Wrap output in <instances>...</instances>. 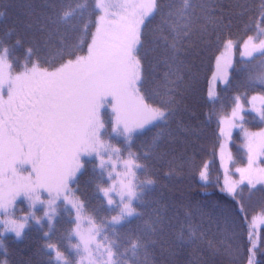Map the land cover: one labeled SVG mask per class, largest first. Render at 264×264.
<instances>
[{
	"label": "snow or ice",
	"instance_id": "snow-or-ice-1",
	"mask_svg": "<svg viewBox=\"0 0 264 264\" xmlns=\"http://www.w3.org/2000/svg\"><path fill=\"white\" fill-rule=\"evenodd\" d=\"M215 3L216 0H179L177 6V0H172L164 13L161 12L163 6L159 0H139L138 3L136 0H95V7L101 14L95 21V32L91 33L85 54H79L82 51L79 45H68L61 40V48L55 56L36 55L35 61L29 66L28 57L34 55L33 49L29 48L22 70L15 73L8 59L9 49H3L0 54V213L6 218L0 220V224H3L0 236L14 232L19 237L28 225L29 217L41 227L42 219L47 217L51 227L53 215L48 211L44 217L29 212L18 219H12V209L21 198L33 208L37 204H46L53 214V205L61 199L72 204L73 208L78 207L68 198L71 193L70 183L83 167L82 158L93 155L99 160V168L107 171L108 178L112 180L111 187L99 189L108 198L110 207L115 205L119 208L118 214L112 216L111 223L120 224L127 218L140 215L134 207V201L140 200L146 186L154 184V181L148 179L136 182L138 172L146 171L147 165L139 163L140 158L130 148L129 158L121 162L123 179L120 178L121 173L116 171L115 164L111 170L108 169L110 158L106 160L104 153L111 150L119 156L121 149H113L103 139L105 122L102 110L110 108L111 132L125 137L127 142L131 141L134 133L146 127L159 126L161 123L167 125L176 114L177 106L182 103L176 96L180 89L168 87L159 103L153 101L144 90L140 55L143 27L153 14L161 12V24L166 26L169 33L165 35L164 27H160V38L166 44L165 63L170 71L174 69L182 73V70L189 67L185 57L197 46V40L208 43V37L233 23L232 19L224 22L223 9H219V15L216 14L218 9L213 7ZM84 7V4H78L76 8L65 11L60 19L66 20ZM113 8L119 11H108ZM241 8L242 11L237 13L239 16L251 12L248 7L241 5ZM48 19L53 26L59 23L51 17ZM210 27L212 31H209ZM245 27L253 30L255 35H249L243 42L244 51L241 55L253 59V54L258 53L261 71L257 75H249L244 86H255L258 83L264 88V0H260L256 12L249 15ZM53 30L57 29L49 30L46 45ZM232 45L231 39L225 42L226 49ZM35 51L39 53V48ZM227 66L231 67V63ZM164 75L167 79L170 72ZM183 79V75L178 74L170 83L175 85ZM221 79L229 83L226 72ZM180 94L183 95L182 92ZM155 95L160 96L158 92ZM213 99L209 93V100ZM256 99V96L252 97L253 101ZM259 99L264 101V95ZM236 100L228 122L230 127L239 128L245 134L248 166L237 169L240 181L232 186L226 185L222 191L226 190L236 201L235 207L224 210L225 219L228 220L234 214L243 223L246 216L242 214L246 210L242 193L237 192V187L245 180L251 189H255L257 184L264 185V167H254L257 159L264 157V131H247L242 123L246 117L241 115L247 109L239 103V96ZM252 111H256L259 120L264 122V107L256 109L253 106ZM224 122L220 121L221 124ZM165 132L166 129L162 128L153 143L160 140ZM167 134L171 136L170 132ZM221 134H224L223 127ZM200 176L208 180L204 171ZM260 190L264 191V187ZM110 192L115 193L118 201L109 196ZM42 193L47 194V199H42ZM237 197L240 199L237 200ZM75 223L76 228L69 239L71 235L78 237L79 242L73 247L81 257V264L85 259L88 264H139L140 252L145 253L146 260L148 245L155 243L151 239L137 238L124 251H119L120 245L116 240L108 241L105 236L107 243L96 241L100 229L89 231L86 236L80 231L79 216ZM150 231L154 233L156 230L151 228ZM195 236V229L189 226L187 237L181 231L177 239L191 241ZM208 243L213 246V241L209 240ZM46 247L55 252L57 261L70 264L56 245L49 243Z\"/></svg>",
	"mask_w": 264,
	"mask_h": 264
},
{
	"label": "trees",
	"instance_id": "trees-1",
	"mask_svg": "<svg viewBox=\"0 0 264 264\" xmlns=\"http://www.w3.org/2000/svg\"><path fill=\"white\" fill-rule=\"evenodd\" d=\"M159 2L163 6L161 12L166 13L172 0ZM259 2L216 0L213 4L218 9L216 14L219 15V9H223L224 22L232 19L233 23L208 37V43L197 40V46L185 57L189 67L182 73L174 69L170 71L165 63L166 44L160 38V27H164L165 35L169 33L161 24V12L153 14L143 27L140 55L144 90L159 103L168 87H176L180 89L177 99L182 100L167 125L161 123L135 134L129 145L121 142L124 153H128L130 148L140 158L139 163L147 165L146 171L138 172V182L151 179L154 184L146 186L140 200L135 202L140 215L114 228L107 225L116 211L110 208L99 190L106 188L109 180L97 160H85L72 186L84 212L99 227L105 228L103 236L106 233L109 241H117L119 251H124L137 238L155 241L148 245L146 260L145 253L140 252L139 264H249V261L251 264H264V220H255L264 214V191L261 188L250 189L249 186L238 189L246 210L242 214L246 216L242 223L234 214L225 219L224 210L235 207L236 201L226 190L222 191L225 188L220 180L221 173L217 183H205L200 179L202 169L212 159L213 163L208 164L210 177L215 170L217 150L222 145L223 135L231 128L228 118L237 103L236 97L246 103L253 96L264 94V88L258 83L244 86L249 75H257L261 71L259 55L253 59L244 58L239 48V43L254 33L245 24L249 15L258 9ZM78 4L85 7L66 20L60 19L65 11L76 8ZM241 5L250 8L251 12L237 15L242 11ZM99 14L95 0H0V47L9 49V60L16 71L22 70L29 48L34 51V55L28 57L31 65L36 55L55 56L61 48V40L68 45H79L82 49L79 54H85ZM49 17L59 21L58 25L53 26ZM53 28L57 30L52 31L46 45L48 32ZM209 31H212L211 27ZM229 39L238 44L233 68L227 74L229 83L220 84L218 97L210 101L208 90L215 61ZM37 48L39 53L35 51ZM166 72H170L167 79ZM178 74L183 75V81L172 85L170 81L175 80ZM157 92L159 97L155 95ZM241 115L246 117L242 122L246 127L262 126V122L257 123L256 111L242 112ZM221 120L225 121L224 124L220 123ZM222 127L224 134H221ZM162 128L166 132L154 144L153 139ZM247 162L248 155L241 167L245 168ZM189 226L195 229L196 236L191 241H179L178 234L183 231L187 237ZM258 226L256 235L253 229ZM73 227L72 214L61 212L49 236H45L40 227L27 229L21 240L8 236L4 251L0 250V261L5 258L8 264H58L46 247L51 243L64 253L70 264H74L71 247L75 239L72 235L69 239ZM151 228L156 231L152 233ZM209 240L213 241V246L209 245Z\"/></svg>",
	"mask_w": 264,
	"mask_h": 264
},
{
	"label": "rangeland",
	"instance_id": "rangeland-1",
	"mask_svg": "<svg viewBox=\"0 0 264 264\" xmlns=\"http://www.w3.org/2000/svg\"><path fill=\"white\" fill-rule=\"evenodd\" d=\"M136 2L138 3L139 0H136ZM108 11H119V9L113 8V9H109ZM100 14H101V12H100ZM252 35L254 36L255 32ZM243 42L239 43V48L241 49L240 53H242V51H244ZM237 47H238L237 42L233 41V45L231 47L227 48V49L224 47L223 51L217 57V59L219 58V64L217 63V59L215 61L214 72L212 74V78L210 80V85H209V90H208V97H209V93H211L213 98H214L213 100H215L218 97L219 91H220L219 90L220 86L226 84L224 82V80L221 79V76L225 72L227 74H229L231 69L233 68ZM3 49L4 48L0 47V54L3 53ZM257 55H259V54L258 53H254L253 57L257 56ZM242 57H244V56H242ZM244 58H247V57H244ZM8 59H9V55H8ZM9 62H10V60H9ZM229 62L231 63V67L227 66L229 64ZM29 66H31V65H29ZM19 71H21V70H19ZM19 71L14 70L15 73H18ZM262 95H264V94L257 95L256 96L257 99L255 101L250 99L246 103L245 102L243 103L241 101V99H240L239 103L241 105H243L245 109H247V111H245L243 113L252 112L253 106H255L256 109H260V108L264 107V101L259 99V97L262 96ZM257 118H258L257 119V123L260 124L261 121L259 120L258 116H257ZM102 119L105 122V129L103 130V134H102L103 135V139L107 143H109L112 146L113 149L114 148H120L121 149V153L119 154V156L117 155L116 152L111 151V150L109 152L104 153V157H105L106 160H109V158H110V163L108 165V169L111 170L112 169V165L115 164L116 171L121 173L120 178L123 179L124 178L123 177V168H122V163L121 162H122L123 159H128L129 157H128V153H124L123 152V146L121 145V142L123 141L124 144L129 145L135 134L143 132L147 128L151 127V126L146 127V128H144L143 130H141V131H139L137 133H134L131 141L127 142L125 140V137L118 136L116 133L111 132L112 113H111L110 108L102 110ZM244 127L247 129V131L249 133H260V132L264 131V122H262V126L257 127V128H248L245 125H244ZM223 136L224 137L222 139V145L220 146L219 150H217V156L215 157V159H216L215 166L216 167H215L214 172L212 173V176L211 177L209 176L210 175V173H209L210 172V167L208 166V164L210 162L213 163V159L209 163H207L205 165V167L202 169V171H204L207 174L208 180L205 181V180L201 179V176H200V179H201L202 182H205V183L212 182V181L214 183H217L218 182V176L221 173L220 180H221V182L223 184V187L225 188L226 185L232 186L234 184H237L238 181H240V178H241L240 173L237 172L236 170L237 169H243L241 166L244 163H242V162L244 161V158L248 155V152H247V148L245 147V134L239 128H232L231 127L230 131L226 132ZM85 160H97L98 166H99V160H98V158L95 157V155H93L91 157H83L82 158L83 167H84ZM261 161H264V157H259L257 159V165H254V167H256V166L264 167V163H261ZM247 166H248V162H247V165H245V168ZM83 167L79 170V172L76 174V177L74 178V180L70 183L71 193L69 194V197H68L69 200H72L73 203H76L78 205V207L73 208L72 204L67 203V201H64L63 199H61V200L57 201L55 205H53V207L55 208V213L53 214L46 204H37L33 208V207H30L29 203L26 200H24L23 198L19 199L16 202L15 206L12 209V211L14 213V215L11 217L12 219H18V218H20L22 216L27 215L29 212H34L37 217H44V213L46 211H48L50 215H53V219H52V222H51V227L49 226V221H48L47 217H44V219H42V221H41V224L43 225L42 227H41L40 224H37L35 222V220H33V219H31V217H29V223L23 229V231H22V233H21V235L19 237H17L14 232H6V233H4L3 236H0V240L3 241V243L0 244V250L2 252L5 249V241H6L8 236H13L16 239L21 240V239H23L27 229H29L30 227H40V228H42L44 230V233L47 232L48 233L47 236H49L51 231H52L54 222H55V220L57 219V217L59 216V214L61 212H70L72 214V218L74 220L73 230L76 228L75 221H76L77 216H79L80 231L82 233H84L87 236L89 231H93L94 232L96 229H100L101 231H100V234L98 236H96V241L97 242H101V243H107V241L104 240V237L106 236L107 239H108V236L106 235V233L103 236V230L105 228L99 227V225H97L84 212L83 206L81 205L82 202L79 200V197L73 193L72 186L75 183V181L77 180V178H78L79 174L81 173ZM102 171L105 173L106 178L109 180L108 186L106 187V188H109V187H111L112 180H110L108 178L107 171H104V170H102ZM113 178L115 179V173H113ZM136 182L138 183V181H136ZM243 186H249L247 180H245L243 184H239L238 185L237 191H238V189H240ZM262 187H264V185L257 184V186H256V188H262ZM249 188H250V186H249ZM109 196L113 197L117 201L119 199L118 197H116L114 192H110ZM42 199H47V194L46 193H42ZM105 199L107 201L108 198L105 197ZM135 202L136 201H134V207H135ZM110 208H112L113 210L116 211V213H115L116 215L118 214V212H119V208L118 207L113 205ZM5 218L6 217L4 216V214L0 213V220H3ZM130 218H132V217H130ZM130 218H127L126 220H129ZM257 219H259V221L264 220V214L258 215L255 220H257ZM90 221H91V223H90ZM125 221H123L122 223H124ZM122 223H120V224H112L111 223V219H110L109 222H108L107 227L108 226H110V227L113 226V228H114L116 226L121 225ZM259 227L260 226H258L257 228L254 227V229H253V232L256 233V235L258 234ZM0 230H3V224H0ZM73 230H72V232H73ZM72 236L75 239V242L73 243V245L71 247V250H72V252H74V256H75L74 264H81V257H80V255L77 254L76 249L73 247L75 244H77L79 242V240H78V237L76 235H72ZM93 248H94V245H93ZM48 251L52 252L51 255L53 256V259L58 264H63V261H57L55 259V252L54 251H52L50 249H48ZM101 251H102V249H101ZM60 252H62V251H60ZM0 264H8V263H7L5 258H2L1 261H0ZM83 264H88V260L85 259L83 261Z\"/></svg>",
	"mask_w": 264,
	"mask_h": 264
}]
</instances>
